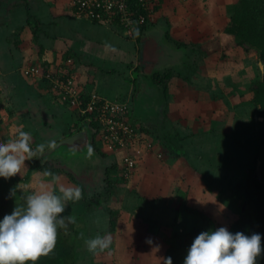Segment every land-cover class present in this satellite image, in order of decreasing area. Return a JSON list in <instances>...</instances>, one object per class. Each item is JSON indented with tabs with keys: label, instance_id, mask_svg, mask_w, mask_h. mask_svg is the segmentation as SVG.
<instances>
[{
	"label": "rangeland",
	"instance_id": "rangeland-1",
	"mask_svg": "<svg viewBox=\"0 0 264 264\" xmlns=\"http://www.w3.org/2000/svg\"><path fill=\"white\" fill-rule=\"evenodd\" d=\"M166 1L161 11L166 8L169 13L155 12L150 18L155 22L166 17V30L169 29L168 22L175 21L171 32H181V37L175 36L174 39L185 43L186 49L183 53V48L176 49L175 44L170 49L161 47L155 56L157 66L146 64L147 81L151 82L155 69L161 73L170 72V76L163 80L165 95L155 93L153 98L145 92L138 95L143 97V105L148 109L144 112L146 118L154 104H162L160 111L154 110L158 118L149 117L145 125L147 130H156L155 133L143 132L140 124L134 122L144 140L135 149L143 150L145 141L155 146L154 155L151 153L152 159L147 162L144 172L136 167L145 160L147 153L144 151L137 158V165L126 174L120 157L128 154V150L125 153L106 152L101 145L108 155L105 159L87 150L74 154L58 149L55 152L59 157L48 154L65 161L60 163L58 158H52L54 168L58 169L54 177L34 171L29 160L25 161L26 169L22 175H15L20 195L26 194L24 189L54 190L60 184L81 187L82 198L69 201L65 212L60 214L76 219L74 231L66 227L71 239L75 236L79 242L76 264H163L172 232L183 234L192 228L209 231L221 226L228 229L240 214H252L244 190H239L237 185L245 183L248 168L257 167L263 146L257 140L264 130V112H260L251 101L252 87L264 74L259 51L252 48L251 53L244 56L225 31L231 22L229 8L238 0ZM158 33L162 34L161 29ZM161 43L159 45L163 46ZM13 51L8 53L6 50L10 62L19 65L18 56ZM89 53H84L83 57L92 55L96 58L97 53L92 50ZM15 58L17 62H13ZM27 60L28 57L19 65L23 74L24 69L34 66L30 63L24 66ZM183 62L185 66L171 68L173 63ZM38 68L37 74L24 75L28 80L35 79L45 85L48 81L43 79V70L47 69ZM48 69L50 73L57 71L52 67ZM0 73V142L13 139L17 129L31 134L33 147L52 141L57 143L64 138L62 133L72 128L80 115L78 107L64 102L60 91L47 89L48 92L42 87L45 93L52 95L51 103L55 109L46 107L43 116L50 118L47 124L35 120L40 113L36 115L34 112L31 119L28 109L15 106L19 101H13L15 94L11 97L6 73ZM133 74L137 79L138 71ZM159 87L160 91L162 86ZM255 115L259 117L257 122ZM47 127L48 133L45 132ZM174 149H181L180 155H175ZM84 156H87V163L74 166ZM109 161L118 167L107 178L104 171ZM257 170L264 178V160ZM112 210L117 213L115 226L111 229ZM106 233L112 236L109 249L95 254L89 252L85 240ZM146 238H152L154 243L147 244ZM156 245H159L158 249Z\"/></svg>",
	"mask_w": 264,
	"mask_h": 264
},
{
	"label": "crops",
	"instance_id": "crops-1",
	"mask_svg": "<svg viewBox=\"0 0 264 264\" xmlns=\"http://www.w3.org/2000/svg\"><path fill=\"white\" fill-rule=\"evenodd\" d=\"M161 12L169 13L166 8ZM30 17L37 21L38 32L35 36L32 31L35 22L30 20ZM161 19L151 24L140 41H136L125 39L132 38L122 36L121 30L114 25L95 23L76 15L69 5V0H0V71L6 73L11 97L15 94L13 101H19L15 106L21 105L28 109L31 119L34 112L36 115L40 113L35 120L46 121L45 124L50 119L46 115L43 116L46 107L55 109L51 103L52 95L43 90V88H46L45 91L52 90L48 82L44 85L35 79L28 80L29 78L23 74L19 65L28 57L24 66L30 63L42 69L52 67V70L66 71L73 75L82 98L89 97L93 93L107 100L125 101L130 111H136V114L134 111L131 112V120L141 125L142 114L145 116L144 112L148 109L143 105V97L139 98L137 95L135 87L138 84L142 86V93L150 94L151 98L155 96V83L147 81L148 76H145L146 64L157 66L158 60L155 56L163 47L159 45L161 42L166 47L174 46L172 41L168 42L165 35L168 20ZM168 23L171 37H181L179 30L171 32L175 21L170 20ZM160 29L162 34L158 33ZM141 42L145 44L142 51ZM6 50L8 53H13L15 50L20 61H18L19 65L10 62V55ZM91 50L97 53L96 58L92 55L83 57L84 53H89ZM17 59L15 58L13 62H17ZM136 68L137 79L133 74ZM139 76L142 77L140 80H138ZM136 98H139V101ZM154 105L150 115L145 118L146 122H149V117L158 118L154 110L161 109L162 104ZM163 113L165 114V111ZM51 120L55 121L53 118ZM45 132H49L48 127ZM76 132L78 131L74 133ZM55 133L58 135V131L55 130ZM165 145L168 146V143ZM154 148L153 145L151 150H147L145 160L136 166L141 171L144 172L147 168V162L152 157L151 153L154 155ZM176 152L177 150L174 149V154Z\"/></svg>",
	"mask_w": 264,
	"mask_h": 264
},
{
	"label": "clouds",
	"instance_id": "clouds-1",
	"mask_svg": "<svg viewBox=\"0 0 264 264\" xmlns=\"http://www.w3.org/2000/svg\"><path fill=\"white\" fill-rule=\"evenodd\" d=\"M261 70L264 71V67ZM131 118L132 114L130 122L134 123ZM137 130L139 132V128ZM54 144L52 141L33 147L31 134L17 129L13 139L0 142V178L8 179L18 173L22 175L26 160L43 156L46 148L50 150ZM143 148L140 156L142 151L146 154L149 150L145 144ZM88 152H92L91 148ZM120 160L123 163L122 157ZM24 191L23 203L0 218V264H36L41 255H48L55 247L58 229L75 223L73 216L60 214L65 212L69 201H79L83 195L80 186L63 184L54 190ZM10 194L14 196L15 190ZM145 242L149 245L154 243L152 238H146ZM111 244L112 236L108 233L85 240L87 250L94 254L109 249ZM262 254L264 248L260 233H233L221 226L200 232L188 248L183 264H258ZM163 264H172L171 257H164Z\"/></svg>",
	"mask_w": 264,
	"mask_h": 264
},
{
	"label": "trees",
	"instance_id": "trees-1",
	"mask_svg": "<svg viewBox=\"0 0 264 264\" xmlns=\"http://www.w3.org/2000/svg\"><path fill=\"white\" fill-rule=\"evenodd\" d=\"M164 1L166 0H156L155 2H152V10L149 13L144 8L138 7V10L144 14L151 15L162 9ZM229 9L232 14L230 17L231 22L225 29L226 33L232 36L234 45L237 46L244 56L249 54V50L253 48L256 51H259L260 60L264 62V0H238L236 3L232 4ZM73 12L76 14L74 10ZM29 19L34 20L31 19V17ZM34 22L35 25H32L33 36H35L38 32V29L36 28L37 21L34 20ZM153 23L154 22L151 20V18L148 17L144 23L141 25H136L133 35L131 36L132 40L140 41L145 32L148 31L149 26H151ZM169 33L170 32L166 30L165 35L167 39L174 42V47H176V49L183 48V53H185V43H178L174 38H171ZM162 48L170 49L169 46L166 47L165 45H163ZM162 48H160L159 51ZM182 58L184 59L185 57ZM184 62L182 64L173 63L171 68L177 69V66L183 67L186 65ZM137 71L138 69L136 68V74ZM160 71L161 70L158 69L153 71V74H151V82L153 81V83H155L156 94L165 95L166 88L163 80L165 77L168 78L170 76V72L167 73V71H165L161 73ZM43 77L44 80L47 81L45 76ZM159 86H162L160 91ZM252 92L253 96L251 101L253 105L258 106L260 112H264V74L262 79L256 82L255 86L252 87ZM83 97L84 98L81 97L82 104H80V107L77 108V112L80 113L78 119L75 120L72 128H67L66 131L62 133V136L65 138L72 135L75 131H79L83 127H86L89 132L90 147L92 152L97 153L99 156L105 159L108 156L106 154L107 151L105 152L103 150L101 147V141L98 138L101 125L94 119L92 112L81 111L88 101V96ZM63 100L66 102L65 99ZM133 111L134 110L130 112ZM134 114H136V111H134ZM142 117L143 118L140 125L141 130L145 133H155L156 130H147L145 127V125H147L145 121L146 117L144 114H142ZM131 125L133 128H137L135 123H131ZM152 135L154 136L155 134ZM257 142L258 144L260 143L264 145V130H262ZM181 151V149H178L175 155H180ZM50 155H46L43 158L38 159L34 157L29 160L31 168L34 171H39L46 176L54 177L58 173V169L54 168V160L51 159ZM59 162L62 163V161ZM117 167V164H112L109 161L105 167V176L107 178L110 177L112 171H114ZM69 176L71 179L74 178L73 175ZM237 186L239 187V190H244V197L252 208V214H240L238 218L230 224L227 230L233 233L240 231L246 235L260 233L261 245L262 248H264V178L260 176L256 166L248 168L246 172L245 183L239 184ZM12 190H15L14 196L10 194ZM16 196H18V199ZM24 196V194L20 195L18 192V182L15 176L8 179L0 178V218H3L5 214H10L17 204H22ZM194 211H197L202 215V212L199 210L195 209ZM116 213L117 212L115 210L111 211V229L115 226ZM67 226L70 230L74 231L73 229H75V223H68ZM202 231L204 230L201 228H192L183 234L178 233V231L172 232L170 238L168 239V247L164 257H171L172 264H183L188 248L190 247L194 238ZM71 238L72 237L68 234V230L66 228L58 229L57 240L54 249L48 255H41L36 264H76V248L79 246V242L77 237L74 236L73 240ZM28 264H30V262H28ZM258 264H264V254L258 258Z\"/></svg>",
	"mask_w": 264,
	"mask_h": 264
},
{
	"label": "built area",
	"instance_id": "built-area-1",
	"mask_svg": "<svg viewBox=\"0 0 264 264\" xmlns=\"http://www.w3.org/2000/svg\"><path fill=\"white\" fill-rule=\"evenodd\" d=\"M71 8L78 16L99 24H110L122 30L126 36H132L136 25H141L150 15L138 10H152L156 0H69ZM39 67V66H38ZM30 66L24 74L35 75L40 68ZM46 69V68H45ZM43 76L49 81L53 90L60 91L61 98L80 107L81 93L73 75L69 72L43 70ZM82 112H92L94 119L101 125L98 138L106 151H120L128 154L122 156V166L126 174L135 167L140 150L135 147L142 141L136 128L130 122L131 112L125 101L107 100L97 94H91ZM151 149L150 141L144 142Z\"/></svg>",
	"mask_w": 264,
	"mask_h": 264
},
{
	"label": "water",
	"instance_id": "water-1",
	"mask_svg": "<svg viewBox=\"0 0 264 264\" xmlns=\"http://www.w3.org/2000/svg\"><path fill=\"white\" fill-rule=\"evenodd\" d=\"M145 44H142V42L140 43V49L142 51V48L144 47ZM142 78V77H141ZM139 76V79H141ZM138 85V84H137ZM146 87V85H145ZM137 95L141 94V88L142 86L138 85L137 87ZM261 120H263L262 117H260ZM257 119H259V117H256L255 115V122H257ZM90 137H89V132L87 130L86 127H84L82 130L67 136L65 138H63L62 140H59L57 143L54 144V146L49 150L45 151L44 155H48L53 153L54 151L58 150V149H62L65 150L66 152H73V153H81L84 150L89 151L90 147ZM264 160V145L261 147L260 151H259V156H258V160H257V169H259L261 167V163Z\"/></svg>",
	"mask_w": 264,
	"mask_h": 264
},
{
	"label": "flooded vegetation",
	"instance_id": "flooded-vegetation-1",
	"mask_svg": "<svg viewBox=\"0 0 264 264\" xmlns=\"http://www.w3.org/2000/svg\"><path fill=\"white\" fill-rule=\"evenodd\" d=\"M82 152H83V151H82ZM82 152H81V153H82ZM86 153H87V152H86ZM53 154H54V155H57V152L54 151ZM53 154H52L51 159H52V158H58V157H59V155H57L58 157H56V156H53ZM74 154H80V153H74ZM92 156H93V155H92ZM83 158H84V159L80 160V163L78 162V163L75 164L74 166H79V164H81V165L84 164V165H85V164L87 163V161H88V160H87V156H84ZM93 159H94V156H93ZM58 160L61 161L60 158H58ZM62 163H65V161H62ZM72 164H73V163H72Z\"/></svg>",
	"mask_w": 264,
	"mask_h": 264
}]
</instances>
